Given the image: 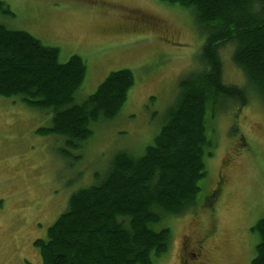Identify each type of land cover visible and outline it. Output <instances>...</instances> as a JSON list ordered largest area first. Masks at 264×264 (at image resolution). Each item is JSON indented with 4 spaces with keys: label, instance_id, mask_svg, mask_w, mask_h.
Wrapping results in <instances>:
<instances>
[{
    "label": "rangeland",
    "instance_id": "obj_1",
    "mask_svg": "<svg viewBox=\"0 0 264 264\" xmlns=\"http://www.w3.org/2000/svg\"><path fill=\"white\" fill-rule=\"evenodd\" d=\"M3 1L10 13L0 9V23L57 46L61 62L73 55L85 60L74 102L95 93L112 71L129 69L135 78L120 113L95 123L92 136L76 147L41 132L52 127L50 109L0 96V264H43L35 240L47 237L74 192L99 182L115 154L141 156L154 144L180 81L202 69L207 35L191 10L162 0ZM132 16L145 21L135 24ZM221 52L226 83L246 86L230 46ZM249 92L240 110L208 111L215 147L205 159L207 175L193 208L154 226L172 231L170 249L155 264H182L186 251L197 249L204 252L202 264L252 263L260 242L252 228L264 217V98ZM216 184L223 186L219 199L211 195Z\"/></svg>",
    "mask_w": 264,
    "mask_h": 264
},
{
    "label": "trees",
    "instance_id": "obj_2",
    "mask_svg": "<svg viewBox=\"0 0 264 264\" xmlns=\"http://www.w3.org/2000/svg\"><path fill=\"white\" fill-rule=\"evenodd\" d=\"M162 1L191 10L206 33L202 69L180 81L178 100L154 144L141 156L115 154L98 183L71 195L47 237L34 242L43 264H155L170 249L172 231L154 226L193 208L207 175L205 159L215 147L208 111L240 110L250 101L249 89L264 98V0ZM0 9L10 13L3 0ZM227 46L246 86L225 81L221 50ZM59 54L57 46L0 23V96L50 109L52 127L41 132L64 136L76 147L92 136L95 123L120 113L135 78L129 69L112 71L95 93L76 103L85 60L73 55L61 62ZM252 229L260 242L251 264H264V217Z\"/></svg>",
    "mask_w": 264,
    "mask_h": 264
},
{
    "label": "flooded vegetation",
    "instance_id": "obj_3",
    "mask_svg": "<svg viewBox=\"0 0 264 264\" xmlns=\"http://www.w3.org/2000/svg\"><path fill=\"white\" fill-rule=\"evenodd\" d=\"M130 20L133 21V23H138V22H142L145 21V18H138V17H129ZM223 192V186L216 184L215 189L212 191V198H217L219 199V197H221ZM210 198V199H212ZM188 244L185 243L184 245V251H186ZM187 253V258L188 260L186 261H182V264H202L201 260L203 258L204 252L201 251L200 249H197L196 251H186ZM186 257V254L184 256V258Z\"/></svg>",
    "mask_w": 264,
    "mask_h": 264
}]
</instances>
